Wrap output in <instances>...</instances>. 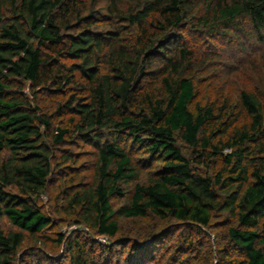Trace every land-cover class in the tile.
I'll return each mask as SVG.
<instances>
[{
  "label": "trees",
  "instance_id": "16d2710c",
  "mask_svg": "<svg viewBox=\"0 0 264 264\" xmlns=\"http://www.w3.org/2000/svg\"><path fill=\"white\" fill-rule=\"evenodd\" d=\"M188 27L263 41L264 0H0V264H264V76L196 102ZM47 197L108 244L51 233Z\"/></svg>",
  "mask_w": 264,
  "mask_h": 264
},
{
  "label": "rangeland",
  "instance_id": "374dc122",
  "mask_svg": "<svg viewBox=\"0 0 264 264\" xmlns=\"http://www.w3.org/2000/svg\"><path fill=\"white\" fill-rule=\"evenodd\" d=\"M182 35L185 43L193 50L195 58L198 59L197 72L193 77L196 85V102H200L203 105H221L225 101L235 104L241 91L256 89L261 83L264 76V40H258L251 33H248L247 28L242 27V30L238 32L223 30L218 33L202 28L194 30V28L188 27L184 29ZM21 84L26 90L28 85L26 83ZM83 155L76 168L86 169L88 171L86 179L89 180L92 160L89 153ZM131 155L134 164L140 172L137 182L138 184L146 185L161 164H156L147 153L137 147L132 148ZM196 169L202 172L208 170L201 166H196ZM55 170L53 177H56V174H63L68 171L65 167ZM42 203L45 207L44 209L55 220V226L50 231L51 233L58 232L66 237H71L75 232H82L90 236V233L82 225L76 226L73 224L74 219L72 217L54 214V206L48 197L43 198ZM115 203L120 204L118 202ZM215 221L222 223L224 220L223 218H218ZM120 225L121 232L125 234L124 237L132 235L133 230L135 231L136 229L146 233L155 229L156 233H158L166 227V225L155 223L151 219L136 222L121 219ZM2 226L6 231L12 229L6 219H2ZM50 232L48 233L50 234ZM175 236L169 234L167 238L163 239L164 242H159L158 247L155 249L163 251L162 247L165 246L166 239L173 242ZM90 237L91 239H98L101 244H108L106 239ZM59 252L61 255L63 247H61Z\"/></svg>",
  "mask_w": 264,
  "mask_h": 264
},
{
  "label": "water",
  "instance_id": "95a60500",
  "mask_svg": "<svg viewBox=\"0 0 264 264\" xmlns=\"http://www.w3.org/2000/svg\"><path fill=\"white\" fill-rule=\"evenodd\" d=\"M95 242H98V239L92 238Z\"/></svg>",
  "mask_w": 264,
  "mask_h": 264
}]
</instances>
